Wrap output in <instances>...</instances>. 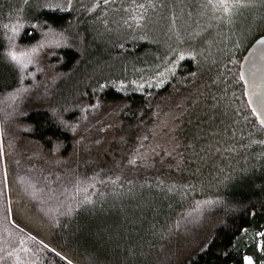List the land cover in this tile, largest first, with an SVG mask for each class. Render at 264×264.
Segmentation results:
<instances>
[{"label": "trees", "instance_id": "obj_1", "mask_svg": "<svg viewBox=\"0 0 264 264\" xmlns=\"http://www.w3.org/2000/svg\"><path fill=\"white\" fill-rule=\"evenodd\" d=\"M88 16L0 0V264H264V128L240 71L264 1L207 61L126 67L131 85L88 65Z\"/></svg>", "mask_w": 264, "mask_h": 264}, {"label": "rangeland", "instance_id": "obj_2", "mask_svg": "<svg viewBox=\"0 0 264 264\" xmlns=\"http://www.w3.org/2000/svg\"><path fill=\"white\" fill-rule=\"evenodd\" d=\"M31 6L63 12L86 11L94 37L88 63L101 67L105 78L119 77L122 69L138 68L144 76L170 77L179 62L187 56L196 63L207 61L206 47L219 42L220 34L244 27V17L264 0H25ZM215 40V42H214ZM123 45H146L142 57L118 59L112 50ZM205 52H204V51ZM209 60V59H208ZM169 66V67H167ZM129 67V68H126ZM131 70V69H130ZM138 71V69L136 70ZM126 84L136 76H126ZM151 85L161 88L158 76ZM129 82V83H127ZM156 82V83H155ZM152 87V86H151ZM250 259H246L248 264ZM251 264L252 261H251Z\"/></svg>", "mask_w": 264, "mask_h": 264}, {"label": "water", "instance_id": "obj_3", "mask_svg": "<svg viewBox=\"0 0 264 264\" xmlns=\"http://www.w3.org/2000/svg\"><path fill=\"white\" fill-rule=\"evenodd\" d=\"M240 71L249 106L264 128V36L248 49Z\"/></svg>", "mask_w": 264, "mask_h": 264}, {"label": "snow or ice", "instance_id": "obj_4", "mask_svg": "<svg viewBox=\"0 0 264 264\" xmlns=\"http://www.w3.org/2000/svg\"><path fill=\"white\" fill-rule=\"evenodd\" d=\"M12 59H13V60H16V59H18V58H17L16 56H13ZM248 264H251V261H248Z\"/></svg>", "mask_w": 264, "mask_h": 264}]
</instances>
